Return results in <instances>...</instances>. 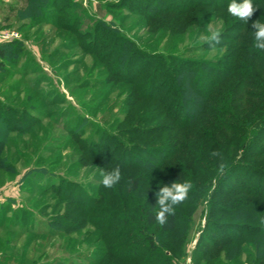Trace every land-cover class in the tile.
Listing matches in <instances>:
<instances>
[{
    "label": "rangeland",
    "instance_id": "obj_1",
    "mask_svg": "<svg viewBox=\"0 0 264 264\" xmlns=\"http://www.w3.org/2000/svg\"><path fill=\"white\" fill-rule=\"evenodd\" d=\"M31 3L0 0L8 49L0 67V264H253V250L227 260L230 248L212 246L229 224L246 222L238 214L249 212L253 194H264V123L253 126L264 121V76L254 73L249 86L248 75L228 70L222 82L205 68L204 92L179 107L175 92L177 102L165 100L162 62L225 67L238 44L264 65L255 29L251 44L238 40L245 33L228 31L242 20L206 7L162 27L144 17V0ZM254 6L251 26L264 22V3ZM210 30L220 32L215 47L205 40ZM240 60L245 75L249 61ZM146 64L147 74L136 75ZM246 93L259 99L243 111ZM117 166L120 182L104 187L101 171ZM132 173L145 184L129 195ZM186 180L194 187L175 206L177 229L148 225L146 187ZM227 207L236 214H223Z\"/></svg>",
    "mask_w": 264,
    "mask_h": 264
},
{
    "label": "trees",
    "instance_id": "obj_2",
    "mask_svg": "<svg viewBox=\"0 0 264 264\" xmlns=\"http://www.w3.org/2000/svg\"><path fill=\"white\" fill-rule=\"evenodd\" d=\"M30 2L34 3V0H30ZM145 2V11H143L144 17L148 21H157L161 22L162 27H168L170 24H175L174 26H178L177 21L180 17H186L190 12L200 9V8H212L216 11H228V5L232 2V0H144ZM237 3H242V0H236ZM31 3V4H32ZM253 5L264 3V0H252ZM174 16L173 21H171V17ZM169 21V22H168ZM234 26L229 29L228 32L239 30L240 33L243 32V36L239 34L237 37L238 40L243 42H248L251 44V39L248 37V32H252V26L250 21L245 23L244 21H238L234 24ZM162 27L160 29H162ZM231 42H237V38L228 37ZM254 42V41H253ZM255 43V42H254ZM5 44H0V67L3 66V60L7 58L8 49ZM223 46V45H222ZM219 48V47H218ZM234 53L232 54V59H227L225 62L220 63L225 67H218L215 65H210L208 61H181L180 65H177L173 69V65L171 63L165 64L162 62V68L165 70L166 76V84L168 83V93H165V100L170 102H177L178 106L181 107L182 101H186L188 103L194 104L189 96L193 94H201L204 92L200 91V86L208 80L209 74L206 72H215L217 73V77L220 81L224 82L229 74L228 70H232L233 74L240 75L241 78H246L249 81L250 85H255L256 83L250 81V76L255 74H261L260 76H264V65L262 62H258L256 59H259L256 55H252L245 48L239 46L238 44L234 47ZM126 49V47H125ZM133 55H136L132 51ZM236 58V59H235ZM241 59L240 64L243 65V61L248 60L249 66H247V73L243 75L241 73V69H239L238 60ZM174 66L176 63H173ZM158 65V64H157ZM168 66V67H167ZM235 69L233 70V68ZM149 68V64H146L141 71H138L136 75L145 76L147 74V69ZM166 68V69H165ZM207 68V70L205 69ZM220 70V72H219ZM246 70V68H245ZM160 71V64L156 68V76ZM254 74V75H255ZM116 76V77H115ZM123 77L121 75H114L113 80H121ZM246 80V79H245ZM155 82L148 83V86L151 89L155 88ZM209 82V81H208ZM215 84V83H214ZM167 88V89H168ZM155 90V89H154ZM175 92L177 95V101H171L172 93ZM234 91H230L232 94ZM151 99H157V97H150ZM250 98V99H247ZM175 99V98H174ZM259 99L256 95H252L250 93H246L241 95L239 101V107L244 111V106H252L250 100ZM181 105V106H180ZM181 113V112H180ZM174 116V115H173ZM180 116V115H179ZM178 119V118H177ZM176 120V119H175ZM264 123L263 120L256 121L253 126L255 128H260ZM3 142H0V150ZM0 160V166H1ZM134 168V167H133ZM136 170L138 169L135 166ZM145 184V179L141 176H135L133 173L131 175V183L129 187L128 194L131 195ZM159 183H152L145 190V206L142 216L146 220L148 225H159V230L161 232H173L177 229V220L175 214L168 218V222L161 226L155 220V212L158 211L157 197L156 193L160 189ZM249 194L252 193V189L249 190ZM253 202L248 213L238 214L239 219L243 218V221L248 223H239L236 225L229 224L228 227H225L226 238L221 239L220 242L214 243L212 246V251L219 249V247L230 248L229 251L226 252L227 260H235L238 259L241 253H250V250H253L255 253V262L253 264H264V224H261V219L264 218V194L260 192V189L257 190L252 197ZM251 204V203H250ZM250 204L244 205L249 206ZM225 212L223 214H236L232 209L227 207L224 208ZM242 220V219H240ZM149 241V247L152 251H157V247L154 244V239L152 235H147ZM127 244V242H124ZM218 259V256H213V259ZM133 261L126 259L124 264L132 263ZM165 264V261L162 262Z\"/></svg>",
    "mask_w": 264,
    "mask_h": 264
},
{
    "label": "clouds",
    "instance_id": "obj_3",
    "mask_svg": "<svg viewBox=\"0 0 264 264\" xmlns=\"http://www.w3.org/2000/svg\"><path fill=\"white\" fill-rule=\"evenodd\" d=\"M257 7L252 3V0H242V3H237L236 0L228 5V12L230 15L238 17L240 20L248 23L249 19L253 16ZM252 27L255 29L254 47L259 50H264V22L260 20L253 22ZM209 47H215L220 43V32L210 30V34L205 37ZM214 157H220L221 153L213 151L211 153ZM225 165H220V171L223 172ZM102 179L101 184L106 188H113L117 185L122 176L121 169L119 166L115 167L111 171H101ZM194 185L190 180L183 182H172L170 185H164L160 187L156 193L158 211L155 212V220L161 226L168 222V218L175 214V206L184 202L187 198ZM261 224H264V218L261 219Z\"/></svg>",
    "mask_w": 264,
    "mask_h": 264
},
{
    "label": "crops",
    "instance_id": "obj_4",
    "mask_svg": "<svg viewBox=\"0 0 264 264\" xmlns=\"http://www.w3.org/2000/svg\"><path fill=\"white\" fill-rule=\"evenodd\" d=\"M19 1V0H18ZM21 2V1H20Z\"/></svg>",
    "mask_w": 264,
    "mask_h": 264
}]
</instances>
